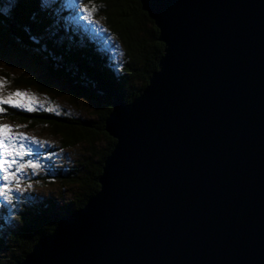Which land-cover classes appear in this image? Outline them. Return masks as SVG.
I'll list each match as a JSON object with an SVG mask.
<instances>
[{
    "label": "water",
    "instance_id": "obj_1",
    "mask_svg": "<svg viewBox=\"0 0 264 264\" xmlns=\"http://www.w3.org/2000/svg\"><path fill=\"white\" fill-rule=\"evenodd\" d=\"M164 44L99 190L16 264H264V0H139Z\"/></svg>",
    "mask_w": 264,
    "mask_h": 264
},
{
    "label": "trees",
    "instance_id": "obj_2",
    "mask_svg": "<svg viewBox=\"0 0 264 264\" xmlns=\"http://www.w3.org/2000/svg\"><path fill=\"white\" fill-rule=\"evenodd\" d=\"M85 3L89 11L102 23V26L107 28L109 33L124 47L125 57L123 56V59L126 58L124 64L118 66L112 61H107L106 57L104 58L100 53L99 55L103 58L102 64L96 65L95 63V65L93 64L94 69L85 70L91 80V85L88 84L87 79L84 84L82 78L80 79L78 76L81 74L74 72V63L82 67V70L89 63L85 60L86 56H81L79 59L75 58V55H70L78 49L63 46L65 50L71 52H58L61 59L68 57L69 63L71 62L69 67L72 66L70 69L65 68V65L58 67L60 62L54 58L56 53L53 48L46 44L45 47H41L35 36L40 26L37 17L35 18L38 11H35L31 0H0V61L2 62L6 56V50L19 51L21 47L28 55L33 52L32 56H35V60H37L34 63L33 59L32 65L42 73L41 75L38 73L39 77H30L31 81H25L23 78L27 77L23 76L26 74H20L21 82H17L16 79L15 82L24 83L26 86L34 85L40 90L49 92L52 81L55 78H60L62 82H67L69 85L65 83L71 100L95 103L93 104L95 108L90 109L95 113L94 118L86 120L43 113L38 109L28 112L26 108H19L15 105H4V108L2 106L0 116L5 115L9 119H17L28 128L36 125L44 127L49 133L58 135L63 146L81 143L88 155H83L84 159L79 161L80 165L76 166V172L74 170L64 178V181L74 188H72L73 196L70 205L63 207L65 211L61 215L56 217L49 211L48 208H52V200H48L50 203L39 210L36 209L37 205L34 206L35 201L31 202L33 206L29 205L23 208L22 213L18 216L17 229L14 232H6V243L5 238L0 239V258L11 254L7 261L1 264H16L21 261L41 237L52 232L60 217L80 209L91 196L97 193L100 188L98 178L102 172L104 161L115 144V139L104 130L105 119L112 110L111 101L113 98H119L126 103L135 98L148 83L152 72L158 68L159 60L163 54L164 44L158 40V29L149 15L141 9L139 0H85ZM42 4L49 10L53 8L52 18H46L43 26L49 25L51 30H54L55 26L60 28V23L63 22L71 27L73 9L59 14L63 8L59 7L58 3ZM65 34L56 31V36ZM66 36H68V42H72L71 44H75V41L83 42L80 37L73 40L70 33H67ZM62 41L63 39L61 43ZM82 47L86 51L85 48H88L89 45L86 44ZM89 54L94 59L96 55L98 56L97 52H95L96 55L92 51ZM45 74L49 77L46 78ZM11 78L13 79V77ZM27 82L29 83L27 84ZM59 179L61 178L59 177Z\"/></svg>",
    "mask_w": 264,
    "mask_h": 264
},
{
    "label": "rangeland",
    "instance_id": "obj_3",
    "mask_svg": "<svg viewBox=\"0 0 264 264\" xmlns=\"http://www.w3.org/2000/svg\"><path fill=\"white\" fill-rule=\"evenodd\" d=\"M57 1L60 7L63 8V11H59V14L75 9L77 16L72 14L71 18L76 20L77 23H74L75 26H71L70 23L72 28L65 23L63 24V22L60 23V28L55 26L54 30H51L49 25L43 26L47 20L46 18H52L51 12L53 8L50 7L51 9L49 10V8L42 6V3L52 4L53 0H31V3L35 11H38L35 18L37 17V22L40 23L39 30L35 36L41 47H45L46 44L55 50L56 56L54 58L60 62L58 67L60 65H65V68L70 69L72 67H69L71 62L69 63L68 57L61 59V55L58 53L59 51L71 52L70 50H65L63 46L78 49L70 53V55H75V58L81 59V56H86L84 58L89 63L83 70L76 63L73 66L74 72L81 74L78 76L80 79L82 78L81 80L84 84L86 79L88 84L91 82L86 71L94 69L95 63L96 65L102 64L103 58L99 55L100 53H102L104 58L106 57L107 61H112L115 65L122 66L124 64V59L126 61V58L123 59L124 47L89 11L85 0ZM55 13L57 14V11ZM56 31L61 32V34L70 33L74 38L73 40L82 35L83 42L78 43L75 41V44H71L72 42H68L66 34L56 36ZM86 44L89 47L85 48V51L82 46H86ZM9 51L6 50V56H4L2 62L0 61V111L2 106L4 108V105H15L19 108H26L28 112L38 109L43 113H52L59 116L66 115L69 118L77 117L82 120L94 118L95 113L91 110L95 108L93 105L95 103L71 100L72 98L67 92L66 84L68 85V83L62 82L60 78H55L52 81L49 92L40 90L34 85L26 86L24 83H17L21 82L20 74H26L23 77L27 78L23 79L31 81L30 77H39L42 73L36 66L32 65V60L34 59V63L37 60H35V56H32L33 52L28 55L21 47L19 51ZM91 51L94 54L97 52L98 56L95 54V59L89 54ZM44 76L46 78L49 77L46 74ZM15 79L17 82H15ZM84 154H86V151L81 143L63 146L58 135L49 133L44 127L36 125L28 128V126L17 119L12 120L5 115L0 116L1 240L5 238V243L7 242L6 232H14L17 229L19 224L18 216L22 213L23 208L32 205L31 202L35 201L34 206L37 205L38 208L36 209L39 210L52 200V208L49 207L48 209L56 217L65 211L63 207L70 205L73 196L72 188L74 187L64 181V178L71 174L77 165H80L79 161L81 162L84 159ZM10 255L6 254L4 258H0V264L5 263Z\"/></svg>",
    "mask_w": 264,
    "mask_h": 264
},
{
    "label": "bare ground",
    "instance_id": "obj_4",
    "mask_svg": "<svg viewBox=\"0 0 264 264\" xmlns=\"http://www.w3.org/2000/svg\"><path fill=\"white\" fill-rule=\"evenodd\" d=\"M61 218V217H60Z\"/></svg>",
    "mask_w": 264,
    "mask_h": 264
}]
</instances>
